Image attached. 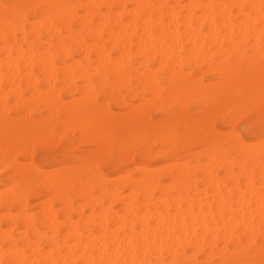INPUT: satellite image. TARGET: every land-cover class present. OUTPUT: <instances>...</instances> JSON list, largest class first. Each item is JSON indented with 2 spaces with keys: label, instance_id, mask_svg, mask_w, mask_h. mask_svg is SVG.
Wrapping results in <instances>:
<instances>
[{
  "label": "bare ground",
  "instance_id": "bare-ground-1",
  "mask_svg": "<svg viewBox=\"0 0 264 264\" xmlns=\"http://www.w3.org/2000/svg\"><path fill=\"white\" fill-rule=\"evenodd\" d=\"M15 1L0 0V264H264V125L248 141L234 126L264 113V0ZM61 139L82 153L42 169ZM126 142L131 168L109 177L99 162Z\"/></svg>",
  "mask_w": 264,
  "mask_h": 264
},
{
  "label": "rangeland",
  "instance_id": "rangeland-1",
  "mask_svg": "<svg viewBox=\"0 0 264 264\" xmlns=\"http://www.w3.org/2000/svg\"><path fill=\"white\" fill-rule=\"evenodd\" d=\"M9 1H11L14 5H17V2L15 0H9ZM27 14L29 17L32 14L37 15L36 12H33L32 10H29ZM208 76H210V75H206L207 79L205 78L206 80H204V82H206V84H210L211 82L213 83V81L215 79H213L211 76H210L211 78ZM196 77L199 78L200 76L196 75ZM64 98H65V100L68 99V97H66V96H64ZM134 103L136 104V102H134ZM196 105L197 104H192L190 110L192 111ZM110 106L114 112H117V111L119 112L118 108H116V106L114 104L111 103ZM250 108H251L250 105L247 104L244 106L243 110H247ZM12 111L13 110H11V113H13V114H11V115L13 117H19L20 116V115H15L16 113H14ZM173 111L174 110L172 109V112ZM155 114L157 117H155ZM238 115H239V113H234L233 117H238ZM153 116H154L153 121H157L158 119H161L160 113L157 114V112L156 113L154 112ZM261 116H262V118H261ZM243 118H245L244 121H243ZM263 118H264V113L261 112V110H259V109L253 108L250 110V113L247 114V116L243 115V116L238 118L237 123L234 125L235 131L237 132V134L239 135V137L242 140H246V141L252 140L256 136H258L260 134V132H262L261 128L264 124L261 121ZM217 121H219V122H217ZM230 124L231 123L229 121V115H227L223 118H220L218 120L216 119V121H215V126L218 129H220L222 132H226L225 127L230 125ZM247 124L248 125L252 124V126L248 127ZM204 131H206V130H204ZM205 135L207 138L209 137V133L207 131L205 132ZM116 136H119V135H116ZM64 142H66L65 139H61L59 142H56V140H48L46 150L44 151V153L42 155V157H44V161H41V157H37V155H36V157H35L36 159H34V161L37 164H39L42 169H44L46 171L51 170L52 167L55 166L54 164H56V163L64 162L66 166L70 165V157H69L70 151H77V152L82 153L83 148H81V147L75 148L76 147L75 144H72L73 145L72 147H68L69 145H67V143H64ZM198 143H195L193 145L191 151H198L199 149H204L203 147H205V146H203L204 145L203 142H201L199 144ZM127 145H128V143L126 142V144L122 145V147H120L119 149L112 147L110 152L104 157V159L101 160V162H99V165H98L99 169L103 173L108 175L109 177H112L113 174H115V176H120V175L124 174V170H126L127 168L130 169L131 165L128 162L130 149L127 148ZM197 148H198V150H197ZM64 149H66V151ZM90 149H92V148H90ZM154 149H158V146H154ZM175 154H176V152H175ZM140 155H141V151L138 152V154L136 155V161L142 162L143 160H145L148 163V165H150L153 168H157V167L161 168L162 165L164 164L163 159L154 158V156L151 153H148L145 156V158H143V156H140ZM20 161L23 162V160H20ZM76 165H82V162H77ZM1 174H2V172L0 171V175ZM1 179H3V177H1ZM2 186H3V183H0V190L3 189ZM38 193H39V188L35 187L33 189L32 194L29 197V202H31L30 204L32 207L36 206V204L38 202V199H37Z\"/></svg>",
  "mask_w": 264,
  "mask_h": 264
}]
</instances>
